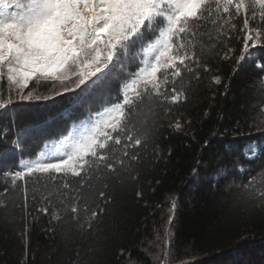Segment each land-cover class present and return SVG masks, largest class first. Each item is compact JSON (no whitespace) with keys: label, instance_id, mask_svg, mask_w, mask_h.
<instances>
[{"label":"trees","instance_id":"16d2710c","mask_svg":"<svg viewBox=\"0 0 264 264\" xmlns=\"http://www.w3.org/2000/svg\"><path fill=\"white\" fill-rule=\"evenodd\" d=\"M187 46L211 71L201 69L198 79L183 72L176 79L181 93L177 103L144 104L136 111L134 126L150 127L152 134L129 149L136 160L123 157V165L105 174L106 186L96 184L105 195L88 199L95 217L91 211L71 213L76 190L83 197L80 207L89 195L87 183L81 187L80 178L71 176L72 189L44 190L37 203L29 202L30 215L25 216L13 203L22 205L24 198L11 188L9 172L25 160L60 154L65 141L88 125L86 117L90 108L99 107L97 99L82 102L68 93L43 102H19L14 114L0 116V124L27 130L23 155L13 150V158L0 167V190L10 189L7 198L0 196V264H127L130 259L153 264L155 245L165 240L168 264H264V204L238 199L249 173L260 179L259 160L243 166L238 162L259 155L258 142L264 141L249 126L259 122L264 108V73L257 67L261 61L221 60L222 47L211 24L189 37ZM229 47L235 56L243 51L241 40ZM214 75L223 82L215 84ZM166 87L170 91L172 84ZM103 99L117 100L114 85ZM177 120L183 129L179 132L170 127ZM41 195L52 203L42 204ZM41 206L48 207L47 215L36 211Z\"/></svg>","mask_w":264,"mask_h":264},{"label":"snow or ice","instance_id":"6c2138e0","mask_svg":"<svg viewBox=\"0 0 264 264\" xmlns=\"http://www.w3.org/2000/svg\"><path fill=\"white\" fill-rule=\"evenodd\" d=\"M208 24L215 27L221 60L235 59L239 64L253 57L254 63L261 61L257 67L264 73V56L251 51L264 53V0H0V116L14 114L19 102H43L68 93L82 102L95 98L99 103L89 109L88 125L65 141L60 155L28 159L9 172L11 188L24 198L22 205L13 203L25 216L30 215L29 202L37 203L44 190L72 189L69 176L89 188L83 207L78 206L83 197L76 190L71 213L91 211L96 216L88 199L105 195L96 184L106 186L105 174L123 165V157L136 160L129 149L152 134L150 127L134 126L136 111L144 104L177 103L181 93L176 79L183 72L198 79L201 69L211 71L187 46L189 37ZM233 40L243 43L239 56L229 47ZM212 79L215 84L223 82L220 75ZM113 85L117 100L105 101ZM260 85L264 88V79ZM258 120L249 126L264 136V108ZM11 122L15 123L14 116ZM170 127L183 130L179 120ZM26 131L0 124V167L13 158V150L23 155ZM258 147L259 155L238 162L260 163V179L249 173L242 186L238 199L245 203L264 204V141ZM9 191V186L3 187L0 196L7 198ZM40 201L52 203L42 195ZM36 211L47 215L49 209L41 206ZM27 232L26 226L22 238Z\"/></svg>","mask_w":264,"mask_h":264},{"label":"rangeland","instance_id":"374dc122","mask_svg":"<svg viewBox=\"0 0 264 264\" xmlns=\"http://www.w3.org/2000/svg\"><path fill=\"white\" fill-rule=\"evenodd\" d=\"M60 154H58V155H60ZM58 155H52V156H58ZM43 159H45V157ZM166 242L167 241L165 240V244L164 245H161L159 242L156 243V245H155L156 246V250H155V253L153 254V258H152L153 264H168L165 261V259H166V257H168L167 252L169 253L170 249L167 246ZM164 252H166L165 255H164ZM127 264H139V263H137L135 260L130 259V260L127 261Z\"/></svg>","mask_w":264,"mask_h":264}]
</instances>
